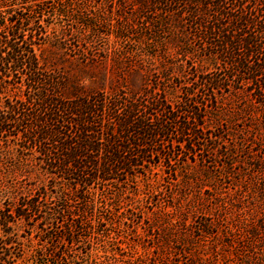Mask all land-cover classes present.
I'll use <instances>...</instances> for the list:
<instances>
[{
    "label": "trees",
    "instance_id": "16d2710c",
    "mask_svg": "<svg viewBox=\"0 0 264 264\" xmlns=\"http://www.w3.org/2000/svg\"><path fill=\"white\" fill-rule=\"evenodd\" d=\"M73 1L83 4L0 0V142L47 179L2 203L0 264H23L21 239L32 234L47 243L34 264H66L52 251L80 218L74 205L95 208V190L125 187L161 168L165 179L181 170L186 180L190 164L219 175L224 167L213 160L231 166L235 125L245 117L236 143L246 132L251 144L264 143V0H133L128 17L114 18ZM110 35L115 43L107 47ZM108 60L118 80L107 90H83L65 68ZM136 77L139 90L128 82ZM255 162L252 178L264 191V154ZM185 214L166 213L153 260L173 264L161 260L171 242L175 264H248L237 255L192 254L216 225L195 214L187 222ZM227 236L236 251L244 248L239 230Z\"/></svg>",
    "mask_w": 264,
    "mask_h": 264
},
{
    "label": "rangeland",
    "instance_id": "374dc122",
    "mask_svg": "<svg viewBox=\"0 0 264 264\" xmlns=\"http://www.w3.org/2000/svg\"><path fill=\"white\" fill-rule=\"evenodd\" d=\"M75 3L89 7L93 12L99 11L106 18L110 15L114 18L117 14L128 17L136 8L133 0H83V4ZM20 6L17 4L14 8ZM103 37L106 38L104 44L107 47L115 43L112 35ZM180 64L185 66L179 62L175 67ZM155 65L159 66V62H155ZM65 68L85 91L107 90L118 80L109 60L94 68L69 67L68 64ZM174 75L180 76L181 73L175 72ZM128 82L133 90H139V78H129ZM249 122L245 117L244 124L239 121L235 125V134L231 138L236 148L231 166L226 165L224 158L213 160L215 165L224 167L219 175H205L196 164H190L192 167L188 171L191 175L186 180L181 170H177L176 178L171 176L165 179L161 168L154 171L156 176H140L134 184L109 187L103 192L95 190L94 209L83 212L81 205H74L73 210L80 218L73 222L71 236L65 237L52 251L54 258L61 257L66 264H159L160 261L153 258L156 256V237L169 220L166 213L179 216L183 210L187 222L195 214L200 216L198 219L202 222L211 219L216 225L213 226L214 234L202 233L203 236L194 244L195 250H191L192 254L200 252L201 258L206 259L216 252L219 259H236L237 255L248 264H264V228H260L264 222V191L258 186L259 181L252 178L255 159L264 154V143L251 144L248 141L250 133L246 132L242 135L245 141L237 144L240 126L245 127ZM30 183L45 185L47 179L39 170L23 167L12 147H5L0 142V207L5 199L13 200L18 193H27L31 189ZM13 186L21 187L19 192L13 193ZM254 228L257 232L250 238L246 230ZM228 230L242 233L244 252L229 246ZM21 242L22 258L19 262L23 264H34V256L47 246L44 238L34 234L21 239ZM170 244L161 250V260L175 264L178 255H174V244Z\"/></svg>",
    "mask_w": 264,
    "mask_h": 264
}]
</instances>
